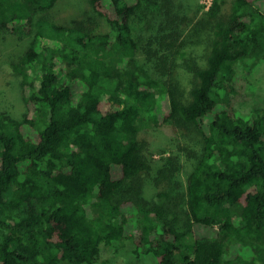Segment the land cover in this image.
I'll return each instance as SVG.
<instances>
[{
  "label": "trees",
  "instance_id": "obj_1",
  "mask_svg": "<svg viewBox=\"0 0 264 264\" xmlns=\"http://www.w3.org/2000/svg\"><path fill=\"white\" fill-rule=\"evenodd\" d=\"M58 1L0 0V27L29 33ZM88 2L109 32L39 19L48 43L13 65L28 113L0 109V264H97L126 241L156 264H264V117L230 102L235 65L264 61V0H212L196 21L182 0ZM154 112L201 136L185 219L143 195Z\"/></svg>",
  "mask_w": 264,
  "mask_h": 264
},
{
  "label": "rangeland",
  "instance_id": "obj_2",
  "mask_svg": "<svg viewBox=\"0 0 264 264\" xmlns=\"http://www.w3.org/2000/svg\"><path fill=\"white\" fill-rule=\"evenodd\" d=\"M182 1L183 6H187L185 9L192 21H196L212 4L211 0ZM231 5V2L227 4L226 13L231 11ZM43 18L64 26L88 21L87 26L97 32H109L106 22L92 13L88 0H59L53 9L40 11L35 15L29 33L15 30L11 25L0 27V109L18 118L28 113V109L24 89L13 71V65L34 42L40 47L48 43L37 37L36 21ZM149 66L152 70L153 66ZM230 102L245 116L260 113L264 117V61L254 69L242 64L235 65L234 89L230 93ZM162 118V113L154 112V120L143 123L139 132V139L145 145V155L150 164L149 170L142 177L143 195L151 204L171 208V216L178 214L180 219H185V215L181 214L185 201L181 197L185 195L188 176L196 163L195 158L187 159L185 144L188 140L200 142L201 136L194 128L178 127L170 121H162ZM172 166L178 167L176 175L171 179L158 181L162 171ZM132 190L129 185L124 193L132 195ZM166 192L170 194L169 199L160 196ZM172 200L176 201L177 206ZM133 246L132 241L116 243L103 251L97 264H156L152 256L134 255Z\"/></svg>",
  "mask_w": 264,
  "mask_h": 264
},
{
  "label": "built area",
  "instance_id": "obj_3",
  "mask_svg": "<svg viewBox=\"0 0 264 264\" xmlns=\"http://www.w3.org/2000/svg\"><path fill=\"white\" fill-rule=\"evenodd\" d=\"M212 1V0H211Z\"/></svg>",
  "mask_w": 264,
  "mask_h": 264
}]
</instances>
